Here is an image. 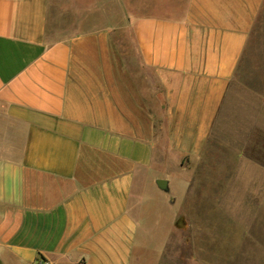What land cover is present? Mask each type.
I'll return each mask as SVG.
<instances>
[{
    "label": "crops",
    "instance_id": "crops-1",
    "mask_svg": "<svg viewBox=\"0 0 264 264\" xmlns=\"http://www.w3.org/2000/svg\"><path fill=\"white\" fill-rule=\"evenodd\" d=\"M147 1L55 39L51 0H0V264H134L137 184L260 128L237 86L264 0Z\"/></svg>",
    "mask_w": 264,
    "mask_h": 264
},
{
    "label": "rangeland",
    "instance_id": "rangeland-1",
    "mask_svg": "<svg viewBox=\"0 0 264 264\" xmlns=\"http://www.w3.org/2000/svg\"><path fill=\"white\" fill-rule=\"evenodd\" d=\"M141 3L133 0L135 6ZM97 6L100 0H51L49 32L56 39L100 28L109 16ZM118 34L122 53L125 35ZM238 80L237 89L252 93V100L246 101L251 108L254 98L256 104L261 101L260 128L257 131L255 112L256 133L233 135L224 127L226 140L209 144L200 159L184 160L179 167L167 157L158 176L150 174L140 188L137 184L141 196L134 264H264V7ZM166 179L171 184L168 192L156 184Z\"/></svg>",
    "mask_w": 264,
    "mask_h": 264
},
{
    "label": "water",
    "instance_id": "water-1",
    "mask_svg": "<svg viewBox=\"0 0 264 264\" xmlns=\"http://www.w3.org/2000/svg\"><path fill=\"white\" fill-rule=\"evenodd\" d=\"M157 186L162 191H165V192L169 191V182H168V180H157Z\"/></svg>",
    "mask_w": 264,
    "mask_h": 264
},
{
    "label": "built area",
    "instance_id": "built-area-1",
    "mask_svg": "<svg viewBox=\"0 0 264 264\" xmlns=\"http://www.w3.org/2000/svg\"><path fill=\"white\" fill-rule=\"evenodd\" d=\"M45 264H49V263H45Z\"/></svg>",
    "mask_w": 264,
    "mask_h": 264
}]
</instances>
